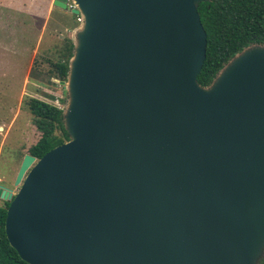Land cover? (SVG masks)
<instances>
[{
  "label": "water",
  "instance_id": "95a60500",
  "mask_svg": "<svg viewBox=\"0 0 264 264\" xmlns=\"http://www.w3.org/2000/svg\"><path fill=\"white\" fill-rule=\"evenodd\" d=\"M54 0L82 18L69 140L26 154L5 231L29 264H259L264 44L198 81L205 0Z\"/></svg>",
  "mask_w": 264,
  "mask_h": 264
},
{
  "label": "rangeland",
  "instance_id": "374dc122",
  "mask_svg": "<svg viewBox=\"0 0 264 264\" xmlns=\"http://www.w3.org/2000/svg\"><path fill=\"white\" fill-rule=\"evenodd\" d=\"M8 1L20 4L23 0ZM32 1L37 17L3 5L0 8V184L14 194L19 190L15 180L22 160L41 137L26 103L37 97L67 106L68 89L62 84L67 78L47 75L50 65L46 58H57L64 41L72 40L71 31L81 22L70 11L49 13L51 0ZM4 201L0 198V205Z\"/></svg>",
  "mask_w": 264,
  "mask_h": 264
},
{
  "label": "trees",
  "instance_id": "16d2710c",
  "mask_svg": "<svg viewBox=\"0 0 264 264\" xmlns=\"http://www.w3.org/2000/svg\"><path fill=\"white\" fill-rule=\"evenodd\" d=\"M198 10L208 40L207 56L198 81L202 86H208L230 59L245 47L255 43L264 44V0H205L200 2ZM73 17L77 20L76 15L73 14ZM73 51L74 44L71 38H67L63 48L57 52V58H46L50 65L47 75L65 80ZM26 104L34 125L41 133L27 154L39 159L69 140L64 111L62 107L37 97L29 98ZM9 205L10 202L6 200L4 205H0V264H29L7 238L5 223ZM259 264H264V257Z\"/></svg>",
  "mask_w": 264,
  "mask_h": 264
},
{
  "label": "crops",
  "instance_id": "0c3cea01",
  "mask_svg": "<svg viewBox=\"0 0 264 264\" xmlns=\"http://www.w3.org/2000/svg\"><path fill=\"white\" fill-rule=\"evenodd\" d=\"M19 3L20 4L13 3V1L6 2V0H0V8H1V5H3L6 8L17 10L20 14H23V13L27 14V15L34 14V16H36V17L39 16L37 13H34V10H32V5L34 3L32 0H27V2H24V0H23L22 2H19ZM49 5H50V7L48 8L49 13L50 12L53 13L54 10H55V13H67V12H69V10H63V9L55 6L54 0H51ZM71 32H73V30ZM71 37H72V35H71Z\"/></svg>",
  "mask_w": 264,
  "mask_h": 264
},
{
  "label": "built area",
  "instance_id": "2783aa9c",
  "mask_svg": "<svg viewBox=\"0 0 264 264\" xmlns=\"http://www.w3.org/2000/svg\"><path fill=\"white\" fill-rule=\"evenodd\" d=\"M68 5L70 6V9H72L74 7V2L72 0H68ZM78 18V21H82V18L78 15H76Z\"/></svg>",
  "mask_w": 264,
  "mask_h": 264
}]
</instances>
